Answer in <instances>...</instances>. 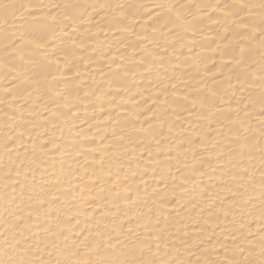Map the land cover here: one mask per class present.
I'll use <instances>...</instances> for the list:
<instances>
[{"label":"bare ground","instance_id":"6f19581e","mask_svg":"<svg viewBox=\"0 0 264 264\" xmlns=\"http://www.w3.org/2000/svg\"><path fill=\"white\" fill-rule=\"evenodd\" d=\"M0 264H264V0H0Z\"/></svg>","mask_w":264,"mask_h":264}]
</instances>
